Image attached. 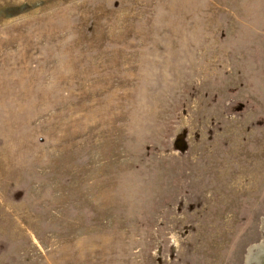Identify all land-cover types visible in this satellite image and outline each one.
Masks as SVG:
<instances>
[{"label": "rangeland", "instance_id": "obj_1", "mask_svg": "<svg viewBox=\"0 0 264 264\" xmlns=\"http://www.w3.org/2000/svg\"><path fill=\"white\" fill-rule=\"evenodd\" d=\"M0 264H264V0H0Z\"/></svg>", "mask_w": 264, "mask_h": 264}]
</instances>
